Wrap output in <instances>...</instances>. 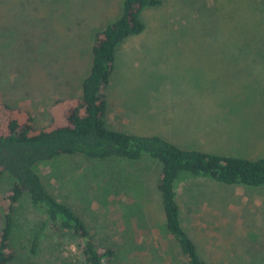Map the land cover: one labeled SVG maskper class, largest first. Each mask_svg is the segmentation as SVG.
Masks as SVG:
<instances>
[{"label":"rangeland","instance_id":"obj_1","mask_svg":"<svg viewBox=\"0 0 264 264\" xmlns=\"http://www.w3.org/2000/svg\"><path fill=\"white\" fill-rule=\"evenodd\" d=\"M122 1L0 0V120L5 105L36 127L61 123L89 70L94 33L119 15ZM139 18L142 31L115 46L103 91L106 125L182 149L264 157V0H159ZM100 164L74 154L37 169L98 248L112 249L103 264L183 262L158 229V163L126 169L138 170L142 195L124 218L133 197L126 184L103 191L114 174L100 173ZM9 184L0 177V227ZM173 188L183 229L207 264H264V183L224 184L181 172ZM41 218L26 195L17 201L7 264H66L76 254V237L55 238L48 229L30 252Z\"/></svg>","mask_w":264,"mask_h":264},{"label":"trees","instance_id":"obj_2","mask_svg":"<svg viewBox=\"0 0 264 264\" xmlns=\"http://www.w3.org/2000/svg\"><path fill=\"white\" fill-rule=\"evenodd\" d=\"M158 3L159 0H123L119 15L94 33L89 70L81 80L78 98L62 112L61 123L36 127L29 116L17 119L10 107L2 106L6 115L0 120V177H7L10 184L1 199L0 264H7L14 257L10 243L14 207L23 195L30 207L42 213L30 241L31 253L42 231L48 229L55 238L68 232L78 239L76 254L66 264H103L111 257L112 249L98 248L83 219L43 185L37 166L60 156L76 154L100 162V173L114 174L106 182L109 187L105 192L126 184L133 200L126 205L123 218L130 215L129 205L142 195L137 189L138 170L132 173L126 169L155 160L159 165L155 185L163 213L158 229L169 235L177 254L184 258L179 264H207L179 218L173 188L179 173L208 177L224 184L264 183V157L247 159L182 149L156 135L128 134L106 125L103 91L113 68L115 46L125 37L140 33L143 29L140 11Z\"/></svg>","mask_w":264,"mask_h":264}]
</instances>
